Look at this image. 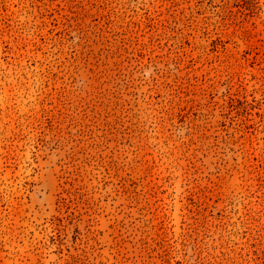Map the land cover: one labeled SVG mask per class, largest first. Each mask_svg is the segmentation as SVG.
I'll list each match as a JSON object with an SVG mask.
<instances>
[{
  "label": "rangeland",
  "instance_id": "rangeland-1",
  "mask_svg": "<svg viewBox=\"0 0 264 264\" xmlns=\"http://www.w3.org/2000/svg\"><path fill=\"white\" fill-rule=\"evenodd\" d=\"M0 264H264V0H0Z\"/></svg>",
  "mask_w": 264,
  "mask_h": 264
}]
</instances>
